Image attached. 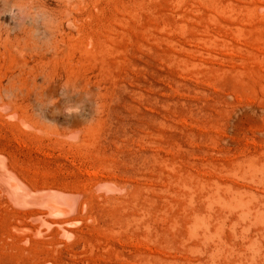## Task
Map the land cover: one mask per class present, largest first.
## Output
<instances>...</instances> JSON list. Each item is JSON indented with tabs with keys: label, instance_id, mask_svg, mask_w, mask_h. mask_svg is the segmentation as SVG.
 I'll return each mask as SVG.
<instances>
[{
	"label": "rangeland",
	"instance_id": "1",
	"mask_svg": "<svg viewBox=\"0 0 264 264\" xmlns=\"http://www.w3.org/2000/svg\"><path fill=\"white\" fill-rule=\"evenodd\" d=\"M39 1L37 48L0 8V264H264V0Z\"/></svg>",
	"mask_w": 264,
	"mask_h": 264
},
{
	"label": "clouds",
	"instance_id": "2",
	"mask_svg": "<svg viewBox=\"0 0 264 264\" xmlns=\"http://www.w3.org/2000/svg\"><path fill=\"white\" fill-rule=\"evenodd\" d=\"M16 24L13 28V31H25L30 29L33 33V36L36 37L37 34L43 33V39L48 41L51 36V29L55 26L56 18L55 16L48 11L46 7L43 6H33L29 8H17L15 9ZM69 89L73 93H80L76 91V87L72 84L65 83L61 87L60 97H67L69 95ZM92 94L90 92H84V100L79 103L67 104L63 111L66 115H79L82 111L84 101L90 100ZM57 97H46L43 99V107L49 108L54 107L58 103ZM96 107V101H95ZM59 112V109H56Z\"/></svg>",
	"mask_w": 264,
	"mask_h": 264
},
{
	"label": "bare ground",
	"instance_id": "3",
	"mask_svg": "<svg viewBox=\"0 0 264 264\" xmlns=\"http://www.w3.org/2000/svg\"><path fill=\"white\" fill-rule=\"evenodd\" d=\"M43 4H45V3H43ZM43 6L42 4H41V2L39 1V0H0V8H5V10L7 9V7H13V6H16V7H33V6ZM46 6V5H45ZM44 7V6H43ZM262 7H264V6H262ZM14 9V8H13ZM4 10V11H5ZM9 10V12H11L10 11V9H8ZM3 11V10H2ZM14 11H15V9H14ZM260 11V10H259ZM263 12V11H262ZM8 13V12H7ZM260 13V12H259ZM5 15H8V14H6L5 13ZM5 15H4V17H5ZM2 16V15H1ZM0 16V17H1ZM13 16V15H12ZM14 18H15V16H14ZM0 21H1V19H0ZM8 21V20H7ZM9 22H10V20H9ZM6 24H8V22L6 23ZM14 24H15V21H14ZM12 25V24H11ZM11 27V26H10ZM11 28H14L13 27V25H12V27ZM10 28V29H11ZM12 40L16 43V45H18L19 47H21L22 49H26V48H32V47H35L36 46V48L39 46V34H37V36L36 37H34L33 36V33H32V31L30 30V29H28V30H25V31H23V32H21V31H19V32H16V33H14V35L12 36ZM12 42V41H11ZM10 44V43H9ZM3 48V47H2ZM28 48V49H29ZM28 49H27V51H28ZM22 51V50H21ZM63 52H64V50H62ZM18 52H20V51H18ZM23 53H24V50L22 51ZM1 54V53H0ZM19 66V65H18ZM20 66H22V64L20 65ZM32 69V68H31ZM21 73V72H20ZM2 77V76H1ZM8 79V78H7ZM11 80V77L8 79V80H6L7 82L8 81H10ZM5 81V83H7ZM37 81H38V79H37ZM4 83V84H5ZM17 84V83H16ZM12 87V86H11ZM8 88H9V86H8ZM2 89V88H1ZM3 91H6V89L4 88V89H2ZM2 91V92H3ZM13 91H14V89H13ZM19 91V90H18ZM10 92V91H9ZM8 92V93H9ZM11 93V92H10ZM9 93V94H10ZM8 94V95H9ZM4 97V96H3ZM5 108V107H4ZM11 115V114H10ZM15 116V115H14ZM23 121V120H22ZM3 163H6V162H3ZM1 167H2V165H0ZM4 166H5V164H4ZM0 167V172H1V174H0V176L4 173V174H6V175H4V178H1L2 180L3 179H5L6 180V182H3V183H7V181L9 182V184L10 183H12L10 180H12V179H14V178H10L11 176L9 175V174H7V172H4V170L2 169ZM5 168V167H4ZM1 169H2V171H1ZM9 170V169H8ZM7 170V171H8ZM6 171V170H5ZM11 171V170H10ZM9 173H11V172H9ZM15 177V176H14ZM14 183L15 182H18V185H19V180L18 181H16V180H14L13 181ZM9 184L7 185V184H5V186H4V188L6 187V185H7V191H8V188H9ZM20 184H21V182H20ZM12 185H13V183H12ZM11 184H10V186H12ZM18 185H16V184H14L13 186H12V188H14V190L16 189L17 191H15V193L17 192V194H18V192H21L22 191V193H24V189H21L20 187L22 186V184L20 185V187H18ZM109 185V184H108ZM108 185H106L107 187H108ZM0 187H2V186H0ZM28 187V186H27ZM20 189V191H19V189ZM23 188V187H22ZM14 190H12L11 189V187L9 188V192L8 193H10V197L9 198H11V196H12V198L11 199H14L13 198V196H14V193H11L12 191L14 192ZM38 190V189H37ZM58 191V190H57ZM4 192V191H3ZM34 192V191H33ZM40 192V191H39ZM59 192V191H58ZM7 193V192H6ZM29 193V194H28ZM28 193L25 195V193H24V195H22V196H27V195H31L30 194V192L28 191ZM42 193V192H41ZM41 193L39 194L40 196H41V198L42 199H45V200H47V206H50V209L51 208H54L55 207V205H56V208H57V206L59 207V206H64V205H69L70 204V202L68 201L67 202V200H64V201H66V202H62L60 199H58V197L60 198L61 197V199H62V196H59L58 195V197H56L57 196V194H56V196H54L55 195V193H54V195H41ZM5 194V193H4ZM12 194V195H11ZM71 194V193H70ZM73 194V193H72ZM68 195V194H67ZM17 196V195H16ZM64 196V195H63ZM24 197V198H25ZM28 197H30V196H27V198ZM8 198V199H9ZM17 198V197H16ZM15 198V199H16ZM23 198V199H24ZM27 198L25 199V201L27 200ZM33 198V197H32ZM65 198V197H64ZM67 198V197H66ZM10 199V200H11ZM30 199H31V197H30ZM40 199V198H39ZM9 200V201H10ZM21 197H20V199H18V203H19V201L21 202ZM28 200H29V198H28ZM28 200H27V202L26 203H28ZM16 201H17V199H16ZM24 200H22V202H25ZM33 201V200H32ZM35 201H38V200H35ZM30 202V201H29ZM50 202V205H48V203ZM15 203V202H14ZM41 203V202H40ZM46 203V202H45ZM52 203V204H51ZM69 203V204H68ZM21 204H24V203H21ZM31 204V203H30ZM33 204V203H32ZM44 205V204H43ZM46 205V204H45ZM54 206V207H51V206ZM66 206V207H67ZM71 206H72V204H71ZM71 206H70V208H71ZM21 207H22V205H21ZM48 208V207H47ZM56 208H54V209H56ZM70 208H65V209H70ZM54 209H51V210H54ZM47 210H49V209H47ZM51 210H49L50 211V213L52 212V214H53V211H51ZM61 210V211H60ZM60 210L58 209H56L55 211H60V213L61 212H64V208H63V210H62V207H60ZM48 211V212H49ZM54 214H56V213H54ZM59 215V214H58ZM60 216V215H59ZM74 216V215H73ZM37 217V216H36ZM35 217V218H36ZM32 220V219H31ZM36 220V219H35ZM44 224H45V222H43ZM70 223V222H69ZM65 225V224H64ZM39 226V225H38ZM46 225H44V227H45ZM23 227V226H22ZM67 227V226H66ZM58 228H59V226H58ZM24 229H27V228H24ZM29 229V228H28ZM39 229V228H38ZM47 229V228H46ZM35 230H37V229H35ZM59 230H60V228H59ZM38 231V230H37ZM35 233H36V231H34ZM39 232H41L40 231V229H39ZM64 232H66V230L64 231ZM62 233V232H61ZM66 233H68V232H66Z\"/></svg>",
	"mask_w": 264,
	"mask_h": 264
}]
</instances>
